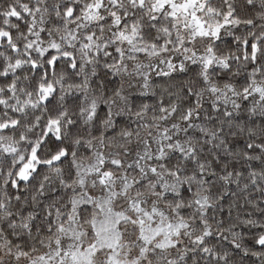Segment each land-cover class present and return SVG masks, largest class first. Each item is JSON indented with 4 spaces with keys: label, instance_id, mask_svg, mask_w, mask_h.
I'll return each instance as SVG.
<instances>
[{
    "label": "snow or ice",
    "instance_id": "6c2138e0",
    "mask_svg": "<svg viewBox=\"0 0 264 264\" xmlns=\"http://www.w3.org/2000/svg\"><path fill=\"white\" fill-rule=\"evenodd\" d=\"M0 264H264V0H0Z\"/></svg>",
    "mask_w": 264,
    "mask_h": 264
}]
</instances>
